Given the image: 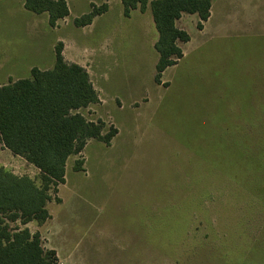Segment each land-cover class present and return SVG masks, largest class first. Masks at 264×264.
<instances>
[{
    "label": "rangeland",
    "instance_id": "rangeland-1",
    "mask_svg": "<svg viewBox=\"0 0 264 264\" xmlns=\"http://www.w3.org/2000/svg\"><path fill=\"white\" fill-rule=\"evenodd\" d=\"M91 1L70 0L61 27L0 4V83L53 67L58 36L74 33L102 98L80 111L119 132L69 157L51 217L27 226L58 264H264V0H213L203 32L184 14L191 41L160 84L151 11L126 18L119 0L75 27ZM0 166L40 184L1 141Z\"/></svg>",
    "mask_w": 264,
    "mask_h": 264
},
{
    "label": "trees",
    "instance_id": "trees-1",
    "mask_svg": "<svg viewBox=\"0 0 264 264\" xmlns=\"http://www.w3.org/2000/svg\"><path fill=\"white\" fill-rule=\"evenodd\" d=\"M121 1L126 17L134 9L145 12L150 5L158 32L155 81L160 84L163 72L183 57L181 43L190 40L177 21L184 13L197 14V27L202 29L211 15L212 0ZM24 7L36 14L47 13L52 27L69 15L66 0H24ZM107 10V4L92 5L74 24H91ZM55 55L52 68L33 67L30 78H10L0 85V141L40 172L37 184L28 175L0 166V264H58L57 251L46 248L41 233L27 225L32 221L42 225L51 217L47 204L52 191L66 182L69 157L80 154L91 139L110 145L117 133L113 126L103 133L104 121L89 120L80 111L99 102L86 68L64 59L61 42ZM83 164V159H77L74 170H84Z\"/></svg>",
    "mask_w": 264,
    "mask_h": 264
},
{
    "label": "crops",
    "instance_id": "crops-1",
    "mask_svg": "<svg viewBox=\"0 0 264 264\" xmlns=\"http://www.w3.org/2000/svg\"><path fill=\"white\" fill-rule=\"evenodd\" d=\"M4 0H0V4L3 2ZM10 1H12V0H10ZM13 1H17V3L19 4V7L21 8V10L23 11V12H27V11H29V10H27L25 7H24V0H13ZM117 1H119V0H93V1H91L90 2V10H91V8H92V5H97V6H99V5H102V4H107L108 5V10L107 11H105L103 14H100V15H97L94 19H93V22L91 23V24H88V25H86V26H82V27H78V26H76L75 24H74V20H73V25L75 26V27H77V28H88V27H91V26H93V24H95L96 22H97V20L98 19H100V18H103L104 16H106V14H108V13H110V10L112 9V7H111V5L113 4V3H115V2H117ZM150 1H152V0H150ZM66 2H67V4H68V7H69V15H70V0H66ZM121 3H122V1H121ZM123 5V4H122ZM212 5H213V0H212ZM1 6V5H0ZM211 8H212V6H211ZM89 10V11H90ZM134 10H139L140 11V9L138 8V9H134ZM134 10H132L131 11V14H130V16L129 17H126V16H124V17H126V18H130L131 17V15H132V12L134 11ZM148 10H150L151 11V9H150V5L148 6V8H147V10L146 11H148ZM145 11V12H146ZM31 12V11H30ZM141 12V11H140ZM31 13H33V12H31ZM87 13V12H86ZM142 13H144V12H142ZM33 14H36V13H33ZM184 14H187V13H184ZM184 14L181 16V18L177 21V25L179 26V28H181V29H184L185 30V24H184ZM69 15L68 16H66V17H64V18H62V19H60L59 21H58V26L59 27H61V25L63 24V25H65V26H67V23H69ZM124 15V14H123ZM211 15H212V12H211ZM211 15H210V17H209V19L207 20V21H205L204 23H203V28L202 29H199L198 27H197V29L200 31V32H203L204 30H206L207 29V25H208V23H209V21H210V19H211ZM36 16H38V17H34V18H36L37 20H41L40 18H42V16H45L44 18H45V21H46V23L48 22V15H47V13H42V14H36ZM81 16V15H80ZM79 17V16H78ZM39 18V19H38ZM77 18V17H76ZM199 18V17H198ZM75 19V18H74ZM183 20V24L182 25H179V22L180 21H182ZM200 20V19H199ZM199 20H198V22H199ZM67 22V23H66ZM198 22H197V24H198ZM58 27V28H59ZM189 41H191V36H190V40ZM188 41V42H189ZM58 42H61L62 44H63V56H64V59L67 61V62H69V63H76V64H79V65H81V66H83V67H85L84 65H83V62L82 61H80V60H82V58H84L85 56L86 57H88V56H90V51H86V50H84L83 51V48H81V47H79V44H78V42L77 41H75V39H74V33L72 34L71 33V35L70 36H66L65 37V34L64 35H59L58 36V39H57V43ZM156 42V41H155ZM154 42V43H155ZM188 42H185V43H182V49H183V47H184V45L186 44V43H188ZM71 48V53L69 52V50H68V48ZM95 56L97 55V53H95L94 54ZM105 55V54H104ZM185 55V53H184V50H183V56ZM176 65V64H175ZM172 66H174V65H172ZM34 66H30L29 67V69H30V71H31V69L33 68ZM171 67V66H170ZM39 68V67H38ZM52 68V67H51ZM41 69V68H40ZM48 69H50V68H48ZM43 70H46V69H43ZM87 70V69H86ZM88 71V70H87ZM89 73V72H88ZM164 73V72H163ZM89 75H90V73H89ZM162 76H163V74H162ZM10 78H12V76H9L8 78H7V81L9 82V79ZM91 78V77H90ZM13 80H17V79H19V78H12ZM92 81V80H91ZM8 82H4V83H0V85H3V84H6V83H8ZM93 83V82H92ZM93 86H94V84H93ZM94 88L96 89V91L98 92V90H97V88H96V86H94ZM98 96H99V102H100V99L102 100V98H101V96H100V94H99V92H98ZM98 102V103H99ZM98 103H96V104H98ZM93 105H95V104H91V105H89L88 107H90V106H93ZM87 107V108H88ZM85 109V108H84ZM117 125V124H116ZM117 127H118V125H117ZM117 129V133H116V135L112 138V140H111V142L114 140V138H116L117 136H118V128H116ZM120 131V130H119ZM91 140H96V139H91ZM99 141V140H98ZM90 142V140L88 141V143ZM87 143V144H88ZM7 149V148H6ZM18 156V155H17ZM66 169H67V165H66ZM64 201V199L62 200V202ZM48 203H50V201L48 202ZM50 215H51V213H50Z\"/></svg>",
    "mask_w": 264,
    "mask_h": 264
}]
</instances>
